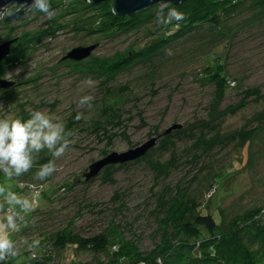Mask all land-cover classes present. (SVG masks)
Wrapping results in <instances>:
<instances>
[{
  "label": "rangeland",
  "instance_id": "obj_1",
  "mask_svg": "<svg viewBox=\"0 0 264 264\" xmlns=\"http://www.w3.org/2000/svg\"><path fill=\"white\" fill-rule=\"evenodd\" d=\"M88 2L51 0V18L33 5L18 18L5 21L18 6L0 17V45L14 40L11 52L25 33L63 26L41 39L24 62L0 73V80L13 82L0 88V118H27L32 110H45L65 121L72 133L70 147L46 181L33 179L50 158L46 151L29 173L8 182L3 177L4 183L20 185L12 188L19 194L31 196L33 191L24 188L30 186L45 195L12 234L19 253L6 264H32L47 254L52 259L44 264H68L73 255L83 263L106 262L109 250L63 249L54 241L58 232L93 236L111 233L113 227L144 255L157 257L165 249L168 264H186L197 250L185 247L186 235L162 218L184 194L206 203L217 185L223 197L215 209L221 218L217 233L239 229L246 248L263 262L264 238L256 228L264 229V4L244 0L222 14L219 26L203 24L150 57L134 58L124 70L104 75L102 61L136 54L157 43L165 29L154 18L127 33L90 31L96 24L87 16L95 8L82 10ZM154 6L139 12L150 14ZM81 23L85 30H79ZM94 44L88 57H68L75 47ZM220 53L235 82L234 87L227 84L222 98L216 84L204 78L208 65L215 63L213 55ZM89 95L91 106L80 105ZM175 124L183 127L164 133ZM153 137H159L156 145L144 156L107 165L94 178L82 180L95 161ZM233 161L240 165L235 175L216 182ZM33 240L40 244L30 249Z\"/></svg>",
  "mask_w": 264,
  "mask_h": 264
},
{
  "label": "trees",
  "instance_id": "obj_2",
  "mask_svg": "<svg viewBox=\"0 0 264 264\" xmlns=\"http://www.w3.org/2000/svg\"><path fill=\"white\" fill-rule=\"evenodd\" d=\"M243 1L186 0L180 3L167 4L164 12L165 16L169 8H177L186 14L185 19L179 22V26L176 22H172L167 26L164 25L165 31L157 43H151L133 55H118L113 59L104 60L100 64V70L104 75H112L124 70L134 58H148L171 40L179 38L184 33L191 32L196 27L203 24L219 26L222 21V14ZM260 3L263 5L264 0H260ZM113 6V0H106L97 3L88 2L82 8V10L90 7L95 8V13L87 16L90 22L96 24V29L90 31H99L103 35L130 32L145 22H149L154 18L157 19V11L161 3L151 7L154 12L150 14L137 12L133 15H119L114 13ZM93 19H96V21ZM83 25L81 23L79 30H85ZM51 26H48V29L39 31L38 34L25 33L18 42H15L11 54L5 60L0 61V73L9 65L24 62L30 51L41 39L54 35L59 28L63 27L62 24H51ZM213 58L215 63L208 65L204 78L216 84L218 98H222L231 79L226 74L225 58L222 54H214ZM246 154H248L247 151ZM245 161V163L248 161L247 155ZM239 166L236 161H233V167L225 169L222 177L215 178L216 182L217 180L225 182L233 177ZM2 181L3 177L0 176V182ZM5 182H8V180L5 179ZM9 185L12 188L13 186L20 187L19 184H13V182ZM217 187L219 188V185ZM24 188L30 192L33 191L32 194H38L35 207L44 200V194L39 195L30 186ZM218 188H215L210 196L211 198L206 203H199L195 198L187 197L184 194L170 204L165 216L162 218L163 224L174 225L181 233L186 235L187 243L184 242L185 247L197 250L194 256L188 258L186 264H264V261L259 263L255 255L246 248L239 229L232 227L229 228L230 230L227 233H217L220 229L221 218L215 214V209H218L223 198L221 195L218 196ZM256 229L258 230L257 235L264 238V229ZM54 246L63 249L73 247L80 251L107 252L109 250L111 257L106 262L101 261L99 264H168L165 249H160L157 252V257L146 256L142 251H139L133 242L127 241L115 227L112 228L111 233L101 232L93 236H82L73 232H58ZM51 259L52 256L47 254L43 255V258L31 261H40L44 264L45 261ZM7 263L9 262L7 261ZM68 264L89 263L77 261L73 255Z\"/></svg>",
  "mask_w": 264,
  "mask_h": 264
},
{
  "label": "clouds",
  "instance_id": "obj_3",
  "mask_svg": "<svg viewBox=\"0 0 264 264\" xmlns=\"http://www.w3.org/2000/svg\"><path fill=\"white\" fill-rule=\"evenodd\" d=\"M32 5L50 18L53 15L51 0H32ZM166 8L167 0H161L158 21L166 26L176 22L179 26L186 14L177 8H169L165 16ZM229 85L234 87L235 82L229 80ZM92 99L90 95L84 96L79 104L91 106ZM75 118L80 120L81 114L77 113ZM71 136L65 121L45 110H32L27 118H0V176L11 181L29 173L39 154L46 151L50 158L33 174V179L46 181L57 171V160L70 147ZM37 197L38 194H19L11 185L0 182V264H6L9 258L18 255L19 248L12 234L19 231L25 217L35 210ZM39 244V240H33L28 247L36 248Z\"/></svg>",
  "mask_w": 264,
  "mask_h": 264
},
{
  "label": "water",
  "instance_id": "obj_4",
  "mask_svg": "<svg viewBox=\"0 0 264 264\" xmlns=\"http://www.w3.org/2000/svg\"><path fill=\"white\" fill-rule=\"evenodd\" d=\"M91 3H97L106 0H87ZM186 0H167V4L170 3H180ZM114 6L113 11L119 15H133L141 10H144L147 7L156 5L161 3V0H113ZM32 5V0H0V17L3 13L10 8L11 6H18L20 7L15 13L10 14L7 16V20H12L22 16L26 10H31L30 7ZM14 40H9L0 45V61L6 59V57L11 52V44ZM97 44L90 45V46H80L75 47L68 53V57L74 60H82L88 57L92 51L96 48ZM13 82H8L6 80H0V88H8L12 86ZM183 126L182 124H175L165 130V134L170 133L171 131H175L181 129ZM159 137H153L149 141L143 143L142 145L136 148H130L124 152H117L114 151L107 156L95 161L92 163L82 175L83 181H88L98 175L101 170L107 165H116V164H123L130 160L137 159L141 156H144L154 145H156L157 139ZM32 264H43L40 261H35Z\"/></svg>",
  "mask_w": 264,
  "mask_h": 264
}]
</instances>
